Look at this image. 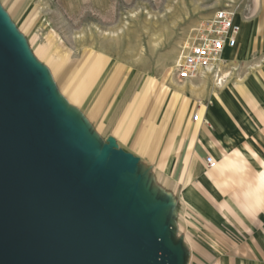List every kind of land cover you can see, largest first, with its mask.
Segmentation results:
<instances>
[{"label":"water","instance_id":"95a60500","mask_svg":"<svg viewBox=\"0 0 264 264\" xmlns=\"http://www.w3.org/2000/svg\"><path fill=\"white\" fill-rule=\"evenodd\" d=\"M93 135L0 11V264L182 263L141 160Z\"/></svg>","mask_w":264,"mask_h":264},{"label":"crops","instance_id":"0c3cea01","mask_svg":"<svg viewBox=\"0 0 264 264\" xmlns=\"http://www.w3.org/2000/svg\"><path fill=\"white\" fill-rule=\"evenodd\" d=\"M236 23L237 45L225 48L219 66L223 79L225 69L249 61L259 49L257 26ZM108 65L104 60L89 67L92 76L99 70L97 78L72 100L83 104ZM211 79L217 83L214 73L202 71L160 92L159 82L149 80L129 91L111 90L109 83L87 115L100 136L116 139L125 152L144 162H169V185L194 217L184 214L189 225L195 222L191 239H201L211 254H223L214 264H264V69L246 82L215 89ZM196 114L198 121L192 119Z\"/></svg>","mask_w":264,"mask_h":264},{"label":"rangeland","instance_id":"374dc122","mask_svg":"<svg viewBox=\"0 0 264 264\" xmlns=\"http://www.w3.org/2000/svg\"><path fill=\"white\" fill-rule=\"evenodd\" d=\"M222 9L231 11L235 21L255 24L260 35L259 49L249 61L224 70V85H234L264 69V0H0V11L25 41L33 60L45 70L66 113L81 125L85 123L96 136L97 145L110 139L118 145L116 139L100 136L87 115L97 94L109 83L111 90L129 91L149 80L159 82L158 92L175 82L183 84L177 79L176 64L196 31ZM102 58L109 65L103 67L98 84L83 104L75 102L73 94L83 97L91 86L89 81L97 78L99 70L92 76L89 67H100ZM212 79L215 89L217 83ZM139 160L142 194L151 206L161 210L159 221L172 225L173 242L175 246L181 244L184 251L181 264H214L223 258V254L209 253L201 239H191L195 222L189 225L185 215L194 217L183 214L181 194L169 185V162L166 165L163 160L158 165Z\"/></svg>","mask_w":264,"mask_h":264},{"label":"built area","instance_id":"2783aa9c","mask_svg":"<svg viewBox=\"0 0 264 264\" xmlns=\"http://www.w3.org/2000/svg\"><path fill=\"white\" fill-rule=\"evenodd\" d=\"M235 20L231 11L222 9L215 13L211 21L196 31L191 44L176 64V76L179 81H189L202 71H210L215 74L218 86L225 82L219 75V66L225 48L234 49L237 45L240 27ZM194 120H199L198 114L194 116ZM207 164L209 167L216 165L214 159L210 157Z\"/></svg>","mask_w":264,"mask_h":264},{"label":"bare ground","instance_id":"6f19581e","mask_svg":"<svg viewBox=\"0 0 264 264\" xmlns=\"http://www.w3.org/2000/svg\"><path fill=\"white\" fill-rule=\"evenodd\" d=\"M227 7H228V6H227ZM57 58H58V61H59V62H62V59H63V58H61L60 56H58ZM66 59H67V58H66ZM66 59H64V61H66ZM64 61H63V62H64ZM51 69H52V68H51ZM226 76H228V74H226ZM224 77H225V76H224ZM185 213H186V211L184 210L183 214H185Z\"/></svg>","mask_w":264,"mask_h":264}]
</instances>
